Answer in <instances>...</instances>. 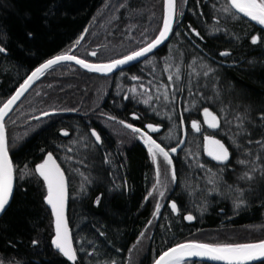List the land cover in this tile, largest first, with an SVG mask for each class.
<instances>
[{
  "label": "trees",
  "instance_id": "1",
  "mask_svg": "<svg viewBox=\"0 0 264 264\" xmlns=\"http://www.w3.org/2000/svg\"><path fill=\"white\" fill-rule=\"evenodd\" d=\"M225 7L228 0H186L179 12L176 3L168 40L142 61L112 74L61 63L34 84L5 121L16 188L0 217V264H72L51 243L54 218L46 184L35 173L49 151L69 182L75 264H128L137 240L134 264H152L182 241L264 240V29ZM163 13V0H0V46L6 49L0 53V106L51 56L72 51L99 62L136 51L158 34ZM205 108L218 115L220 126L192 133L191 122L201 121ZM47 111L53 112L37 118ZM16 112L24 124L15 130ZM121 120L144 130L160 125L154 138L166 149L181 140L183 126L187 130L185 147L172 156L175 180L168 166L162 169L179 214L161 210L145 237L154 209L146 197L156 171L146 145ZM25 123L34 130L25 134ZM205 134L227 146L228 161L205 154ZM187 214L195 219L186 220Z\"/></svg>",
  "mask_w": 264,
  "mask_h": 264
},
{
  "label": "snow or ice",
  "instance_id": "2",
  "mask_svg": "<svg viewBox=\"0 0 264 264\" xmlns=\"http://www.w3.org/2000/svg\"><path fill=\"white\" fill-rule=\"evenodd\" d=\"M231 9H235L237 13H242L244 16L250 17L253 21H256L260 25H264V0H230V8L225 7L223 11L229 12ZM233 15H235V13H233ZM175 16L176 0H165V14L162 20V27L159 29L158 35L146 42L144 47L123 56L121 59L112 60L111 62L104 64H91L86 60L79 59L70 52L62 53L61 55H57L37 67L31 75L27 77L24 83L20 85L15 94L3 103V106L0 107V213L5 211L6 206L12 198L14 181L16 178V170L9 157L5 117L9 114V112H11L13 105L16 104L28 88H30L31 85L35 83V81L38 80L48 69H51L54 65H57L62 61H75L76 64L81 65L83 68L92 72L110 73L121 65L128 64L129 62L136 61L141 57H145L168 39L169 34L172 32ZM192 32L196 36L200 35L195 29H192ZM83 38L84 37L81 36L76 43L79 44L80 40H83ZM259 41L260 38L257 36H254L251 39L253 44L258 43ZM5 51V48L0 47V53ZM91 55L95 56L96 52L93 51ZM220 55L226 56L230 55V53L222 52ZM179 72L180 70L177 68V79H179ZM204 74L208 75V72H205ZM132 79L135 80L138 79V77L134 76ZM167 79L171 81L173 76L169 75ZM149 83H151V81H149ZM132 91L135 92L136 90L132 89ZM162 95L167 101V86H165ZM156 99H159V96H157ZM151 100L152 97L149 96L148 99L143 100V103L147 105ZM203 114L205 123H207L209 127L217 128L220 126L219 118L213 112L209 111V109L205 108L203 110ZM44 115H49V113H44ZM133 118L139 119V117L135 115ZM261 118L264 119V116ZM110 119H115V117H110ZM237 120H240L239 116L237 117ZM119 123L124 127L131 129L133 133L139 134V138L147 145L151 159L157 165L156 177L157 184H159L160 168L157 157H162L166 165L172 166L173 161L170 152L175 153L176 148H171L170 151H167L164 147L157 143L147 131H143L142 129L135 127L133 124L125 123L122 120L119 121ZM240 126L241 125H238V127ZM146 127L151 132L159 131V128L151 124L146 125ZM192 127L196 129V131L200 130V125L196 122H193ZM63 134L68 135L67 132H64ZM91 135L95 137L97 142H102L100 135L96 133L95 130L92 131ZM248 142L251 143V141ZM209 143L211 147L208 150V154L212 156L213 159L222 162L229 160V150L221 141L209 138ZM257 143H260V141H257ZM239 163L243 164L245 161H239ZM35 173L42 177L43 181L46 183L45 201L47 205L51 207V211L55 217V238L51 241V243L60 254L67 258L68 261L72 262V264H75L78 259L77 250L73 245L68 220L65 214L68 198V185L65 173L50 152L47 154V158L43 161V163L36 165ZM245 175L247 178L251 179L250 176L247 174ZM171 176L172 179L175 180L176 174L174 168L171 169ZM155 190L156 189L154 187L153 191ZM159 194L160 196L164 195L163 192H160ZM148 195L151 196L152 193L150 192ZM99 202L98 198L96 200V204L98 205ZM160 207L161 206L159 204L156 205L154 214H159ZM170 207L173 211L178 212L177 204L175 202H172ZM185 219L192 221L195 217L187 215ZM101 235H103V233H101ZM141 235H143V233ZM36 243L38 242L33 241V244ZM195 257L208 258L213 261H222L223 264H251V262L254 261L264 260V240L255 243H204L199 241L177 243L175 246L170 247L167 251L163 252V254L155 260V264H187L189 259ZM112 264H115V262H112Z\"/></svg>",
  "mask_w": 264,
  "mask_h": 264
},
{
  "label": "water",
  "instance_id": "3",
  "mask_svg": "<svg viewBox=\"0 0 264 264\" xmlns=\"http://www.w3.org/2000/svg\"><path fill=\"white\" fill-rule=\"evenodd\" d=\"M228 2H229V5H230V0H228ZM163 5H164V13L163 14H165V0H163ZM232 10H234L235 11V9H232ZM236 12V11H235ZM237 13V12H236ZM239 15H241L243 18H246L247 20H250L251 22H253L254 24H256L258 27H260L261 29H264V25H260L259 23H257L256 21H253L250 17H246V16H244L242 13H238ZM164 17V16H163ZM174 23H175V19H174ZM162 24V23H161ZM173 27H174V24H173ZM172 30H173V28H172ZM172 33V32H171ZM170 33V34H171ZM170 34H169V36H170ZM158 35V34H157ZM169 38V37H168ZM168 40V39H167ZM167 40H165L164 41V43H162L161 45H159L156 49H154L153 50V52L154 51H156V50H158L160 47H162L163 46V44H165V42L167 41ZM145 45H143V46H141V47H144ZM1 47V46H0ZM137 50H139V49H137ZM6 52V51H5ZM5 52H3V53H5ZM152 52V53H153ZM70 53L72 54V55H75V54H73L72 53V51H70ZM130 54V53H129ZM151 53H149V54H147L145 57H141V58H139L138 60H136V61H132V62H129L128 64H124V65H121V66H119V67H117V68H115L112 72H110V73H103V74H112V73H114V72H116V71H118V70H120L121 68H124V67H127V66H129V65H131L132 66V64H134V63H137V62H140V61H142L144 58H146L148 55H150ZM57 55H61V54H57ZM57 55H54V56H51L50 58H48V59H46L45 61H43V62H41L40 64H38L34 69H32L31 71H30V73L27 75V77L29 76V75H31V73L37 68V67H39L41 64H43V63H45L47 60H49V59H52V58H54L55 56H57ZM126 55H128V54H126ZM76 57H78L79 59H83V60H86V59H84V58H82V57H79V56H77V55H75ZM125 56V55H124ZM121 58H123V56H121V57H118V58H115V59H112V60H116V59H121ZM112 60H109V61H99V62H93V61H89V60H86L88 63H91V64H104V63H109V62H111ZM61 63H72V64H74V65H76V66H78L79 68L81 67V68H83L81 65H78V64H76L75 63V61H62ZM61 63H59V64H61ZM58 65V64H57ZM54 66H56V65H54ZM53 66V67H54ZM84 70H87V71H89L88 69H86V68H83ZM48 71H49V69H48ZM92 72V71H91ZM96 73H101V72H96ZM44 75V74H43ZM42 75V76H43ZM41 76V77H42ZM27 77L22 81V82H20V84H18V86H17V88L13 91V93H11V95L10 96H8V98H7V100L12 96V95H14L15 94V92L19 89V87H20V85L21 84H23L24 83V81L27 79ZM41 77L39 78V79H41ZM39 79L38 80H36L35 81V83L37 82V81H39ZM35 83H33L32 85H31V87L30 88H28V90L23 94V96H21V98L16 102V104L15 105H13V107H12V110H11V112L14 110V108L19 104V102L23 99V97L27 94V92L32 88V86L35 84ZM6 100V101H7ZM5 101V102H6ZM4 102V103H5ZM2 106H3V104H1ZM2 106H0V107H2ZM209 111H211V110H209ZM11 112H9V114L11 113ZM53 111H47V112H44V113H49V114H51ZM212 112V111H211ZM44 113H41L40 115H38L37 116V118H41V117H44V116H46V115H44ZM214 113V112H213ZM9 114L5 117V121H6V119H7V117L9 116ZM215 114V113H214ZM216 115V114H215ZM203 116V118H204V114L202 115ZM217 116V115H216ZM218 117V116H217ZM204 122H205V118H204ZM206 125L208 126V124L206 123ZM6 127V126H5ZM209 127V126H208ZM209 128H211V127H209ZM211 129H216V128H211ZM144 131V130H143ZM149 134V133H148ZM6 135H7V131H6ZM150 136H152L151 134H149ZM152 138L154 139V140H156V142L157 143H159L158 141H157V139H155L153 136H152ZM181 138V140H180V142L176 145V146H174L173 148H176V152L175 153H171L170 152V155H171V157L173 156V155H175L176 153H178L183 147H184V145H185V143H186V139H187V133H186V129H185V126H183L182 127V137H180ZM209 138H211V139H214V140H219V138H216V137H213V136H210V137H208L207 138V140H206V155L209 157V158H211V159H213V157L212 156H210L209 154H208V150H209V148L211 147V145H210V143H209ZM220 141V140H219ZM223 143V142H222ZM160 144V143H159ZM224 144V143H223ZM161 145V144H160ZM225 145V144H224ZM162 146V145H161ZM226 146V145H225ZM163 147V146H162ZM227 147V146H226ZM165 148V147H164ZM171 149V148H170ZM170 149H166L165 148V150H167V151H170ZM8 151H9V147H8ZM50 152V151H49ZM49 152H47L46 154H45V157H44V159L42 160V161H40L39 163H37L36 165H38V164H40V163H43V161L47 158V154L49 153ZM50 153H52V152H50ZM53 156H54V158L56 159V161H57V163L58 164H60V162L58 161V159L55 157V155L54 154H52ZM9 157H10V159H11V161H12V163H13V166H14V162H13V158H12V156H11V153H10V151H9ZM213 160H215V159H213ZM215 161H217V160H215ZM218 162H220V163H223L222 161H218ZM60 167H61V169L64 171V169H63V167L61 166V164H60ZM64 173H65V171H64ZM39 176V175H38ZM65 177H66V179H67V185L69 184V182H68V178H67V175H66V173H65ZM42 178V177H41ZM43 179V178H42ZM46 184V183H45ZM46 186V185H45ZM15 188H16V178H15V181H14V188H13V195H12V198L10 199V202H9V204L6 206V208H8L9 207V205H10V203H11V201H12V199H13V196H14V192H15ZM67 191H68V198H67V203H66V217H67V220H68V206H69V185H68V189H67ZM46 196V195H45ZM46 202V201H45ZM172 202H174V201H172ZM171 202V203H172ZM47 204V203H46ZM48 207H49V209H50V211H51V207L49 206V205H47ZM6 208H5V211H6ZM4 211V212H5ZM173 211V210H172ZM3 212V213H4ZM175 213H177V211H174ZM3 213H0V217H1V215L3 214ZM51 213H52V211H51ZM52 215H53V213H52ZM53 218H54V229H55V217H54V215L52 216ZM68 226H69V229H70V233H71V237H72V240H73V245H74V247H75V243H74V238H73V233H72V229H71V227H70V224H69V220H68ZM55 238V233H54V236H53V238H52V240ZM184 242H187V241H182V242H178V243H184ZM253 243H255V242H253ZM177 243H175L174 245H172V246H170V247H173V246H175ZM53 245V244H52ZM53 247H54V245H53ZM169 247V248H170ZM169 248H167L166 250H164L163 252H165V251H167ZM54 249H55V247H54ZM56 251H58L57 249H55ZM163 252L161 253V254H163ZM160 254V255H161ZM159 255V256H160ZM159 256L156 258V259H158L159 258ZM65 258V257H64ZM189 260H192V261H202V262H206V263H213V264H223V262L222 261H213V260H211V259H208V258H200V257H195V258H191V259H189ZM259 261H262V260H258V261H254V262H251V264H253V263H256V262H259ZM152 264H155V261L152 263Z\"/></svg>",
  "mask_w": 264,
  "mask_h": 264
},
{
  "label": "rangeland",
  "instance_id": "4",
  "mask_svg": "<svg viewBox=\"0 0 264 264\" xmlns=\"http://www.w3.org/2000/svg\"><path fill=\"white\" fill-rule=\"evenodd\" d=\"M185 1L186 0H176V3L178 4V6L180 7V9H179V12H180V10H181V7H183L184 6V4H185ZM124 56V55H123ZM34 86V85H33ZM32 86V87H33ZM147 92H149V91H147ZM210 110V109H209ZM21 111V110H20ZM212 111V110H211ZM213 112V111H212ZM37 113H39V112H37ZM216 114V113H215ZM17 115V112L15 113V114H13V117H12V119L14 120V121H11V125H15L16 124V128H15V130L18 128V126L21 124V126H23L22 124H24L22 121H20V120H22L21 119V115L22 114H19L18 113V115ZM34 115L36 116V114L34 113ZM33 115V116H34ZM202 115H203V113H202ZM201 115V116H202ZM217 115V114H216ZM218 116V115H217ZM219 118V117H218ZM35 119V118H34ZM15 122V123H14ZM193 122H196V123H198L199 125H200V130L199 131H196V129H194L193 127H192V124H193ZM37 123H39V122H37ZM148 125V124H147ZM151 125H154V124H151ZM154 126H156L157 128H159V131L161 130V126L160 125H154ZM110 127V126H109ZM189 127H191V130H192V133H195V134H197L198 135V133H200V132H202V131H204V128H206V129H210L207 125H206V123L204 122V118H203V116H202V120L201 121H192L191 122V126H189ZM218 128V127H217ZM146 129V131L149 133V134H153V133H155V132H151L147 127L145 128ZM186 129V128H185ZM32 130H34L33 129V127L31 126H27L26 125V123H25V127H24V129H23V131L24 132H26L25 134H27L28 132H30V131H32ZM211 130H215V129H211ZM159 131H157V132H159ZM186 133H187V130H186ZM24 134V135H25ZM122 134V133H121ZM14 135V134H13ZM17 135H19V133L18 132H16L15 133V136H17ZM135 137L137 138V139H140L139 138V134H136L135 133ZM123 136V135H122ZM210 136H213V137H216V136H214V135H210V134H205L204 136H203V141H204V149H205V154H206V140H207V138L208 137H210ZM18 137V136H17ZM216 138H219V137H216ZM141 140V139H140ZM220 140V139H219ZM221 141V140H220ZM180 142V141H179ZM178 142V143H179ZM186 142H187V139H186ZM222 142V141H221ZM177 145V144H176ZM175 145V146H176ZM185 145H186V143H185ZM185 145H184V147H185ZM183 147V148H184ZM182 148V149H183ZM150 157H151V155H150ZM151 161H152V159H150ZM157 161L159 162V168H160V177H159V180H160V183L159 184H157V177H156V180H155V182H154V185L151 187V189L149 190V192H148V194L151 192L152 193V195L151 196H149V195H147V197H146V199L147 200H149V199H151L153 202H154V209H153V213H152V216H151V218H150V221L148 222V224H147V227L143 230V232H141V233H143V235L141 236V237H145L146 236V234H148V232H149V226L154 222V221H156V217L158 216V214H154L155 213V208H156V205L157 204H159L160 206L162 205V202H163V200H165L166 198H167V196L169 195V192H170V190L169 189H171V187H172V180H170L171 178L170 177H168V175L167 176H164V173H163V168L164 167H167L168 165H166L165 164V162L163 161V158L162 157H157ZM152 163H153V165H154V167H155V171H156V164L152 161ZM168 168H169V170L171 171V169H172V166H168ZM156 174V173H155ZM156 176V175H155ZM154 187H155V191H153V189H154ZM160 192H163L164 193V195L163 196H160ZM213 237V236H212ZM257 242H259V241H257ZM253 243V242H252ZM135 245H134V247H133V250L131 251V255H129V261H128V264H134V262H135V258H134V255H133V253L134 252H136L137 251V249L139 250L140 248H139V240H137V242L136 243H134ZM160 255V254H159ZM158 255V256H159ZM157 256V257H158ZM156 260V259H155ZM130 262V263H129Z\"/></svg>",
  "mask_w": 264,
  "mask_h": 264
},
{
  "label": "flooded vegetation",
  "instance_id": "5",
  "mask_svg": "<svg viewBox=\"0 0 264 264\" xmlns=\"http://www.w3.org/2000/svg\"><path fill=\"white\" fill-rule=\"evenodd\" d=\"M9 117V116H8ZM7 117V118H8ZM211 129V128H210ZM142 130H144V129H142ZM144 131H146V129L144 130ZM153 137H154V133L153 134H151ZM137 140H140V139H137ZM140 141H142V140H140ZM143 142V141H142ZM144 143V142H143ZM145 144V143H144ZM146 145V144H145ZM146 147H147V145H146ZM148 150V149H147ZM150 154V153H149ZM211 159V158H210ZM173 160V159H172ZM213 160V159H212ZM215 161V160H214ZM216 162H218V161H216ZM218 163H220V162H218ZM223 163H225V162H223ZM172 189H173V186L171 187V189H169L170 190V192H169V195L167 196V198L165 199V200H163V202H162V205H161V207H160V212H161V210H163V209H165L166 207H169L170 209H171V207H170V205H171V202L172 201H174L175 202V200L171 197V194H172ZM176 203V202H175ZM177 208H178V205H177ZM179 209V208H178ZM172 211V210H171ZM160 212H159V214H158V216H157V218H159V215H160ZM174 212V211H173ZM175 213V212H174ZM175 214H179V211L177 212V213H175ZM187 215H190V214H187ZM186 216V215H185ZM193 221V220H192Z\"/></svg>",
  "mask_w": 264,
  "mask_h": 264
}]
</instances>
